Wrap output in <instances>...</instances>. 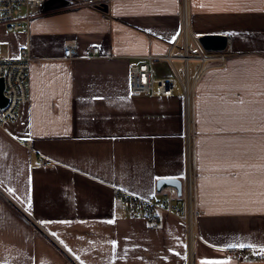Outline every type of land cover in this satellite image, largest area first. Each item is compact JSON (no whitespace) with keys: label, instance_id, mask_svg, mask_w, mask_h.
Here are the masks:
<instances>
[{"label":"crops","instance_id":"crops-1","mask_svg":"<svg viewBox=\"0 0 264 264\" xmlns=\"http://www.w3.org/2000/svg\"><path fill=\"white\" fill-rule=\"evenodd\" d=\"M184 10L197 43L228 38L227 60L154 62L193 84L188 109L181 85L133 95L140 57L183 54ZM25 48L30 102L0 125V264H264V0H112L0 27L4 55ZM166 178L180 195L157 190ZM115 188L190 207L192 241L186 221L150 222Z\"/></svg>","mask_w":264,"mask_h":264},{"label":"built area","instance_id":"built-area-1","mask_svg":"<svg viewBox=\"0 0 264 264\" xmlns=\"http://www.w3.org/2000/svg\"><path fill=\"white\" fill-rule=\"evenodd\" d=\"M112 0H0V27H4L9 32L28 29L33 19L46 16L51 12L60 10H74L75 8H92L101 11V7L108 6ZM102 12V11H101ZM179 39L183 41L182 55L174 56L168 53L165 56L158 57L152 54L142 56L139 62L130 67V91L133 95L142 94L147 96H170L179 85L183 87V96L185 98L186 109L190 105V91L192 85L185 79L181 80L178 74L170 78H156L153 64L156 60L166 59L169 62L174 60L183 61L187 70L188 62L195 60L200 63L201 71L206 65L223 64L228 55L224 50L212 51L204 50L190 35L189 24L186 11L184 10ZM229 37V35L227 36ZM92 56H99L98 47L91 50ZM32 61L28 49H21L15 58L7 57L0 50V79L4 83V96L7 104L0 108V125L14 123L18 120V110L21 106L28 104L29 86L28 69ZM36 165L51 167L54 161L42 155H37ZM175 189V188H174ZM171 188V190H174ZM191 192V185L189 186ZM114 198L121 205L132 213H141L150 222L158 223V214H175L180 220L188 223L190 232V241H192V221L195 214L189 207L188 213L180 212L173 204L171 198H145L135 195L119 188L114 189ZM231 254L240 255L237 249L231 250Z\"/></svg>","mask_w":264,"mask_h":264},{"label":"water","instance_id":"water-1","mask_svg":"<svg viewBox=\"0 0 264 264\" xmlns=\"http://www.w3.org/2000/svg\"><path fill=\"white\" fill-rule=\"evenodd\" d=\"M107 9L106 6L101 7V11H105ZM198 41L200 42L201 46L205 50H212V51H220L225 50L227 46L228 38L225 35H213V34H205L198 37ZM7 104L6 97L4 96V83L3 79H0V108H4ZM157 190H161L166 188L167 186H172L176 189L177 194H181L182 183H180L176 179L166 178L160 179L157 181Z\"/></svg>","mask_w":264,"mask_h":264},{"label":"snow or ice","instance_id":"snow-or-ice-1","mask_svg":"<svg viewBox=\"0 0 264 264\" xmlns=\"http://www.w3.org/2000/svg\"><path fill=\"white\" fill-rule=\"evenodd\" d=\"M229 247H235V245H229ZM240 247H243V245H240ZM262 254H264V250H262Z\"/></svg>","mask_w":264,"mask_h":264}]
</instances>
